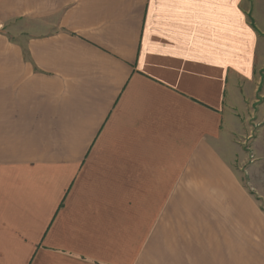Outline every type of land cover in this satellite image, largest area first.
Segmentation results:
<instances>
[{
  "label": "crops",
  "instance_id": "1",
  "mask_svg": "<svg viewBox=\"0 0 264 264\" xmlns=\"http://www.w3.org/2000/svg\"><path fill=\"white\" fill-rule=\"evenodd\" d=\"M263 63L264 0H0V264H212L219 214L255 254Z\"/></svg>",
  "mask_w": 264,
  "mask_h": 264
},
{
  "label": "rangeland",
  "instance_id": "2",
  "mask_svg": "<svg viewBox=\"0 0 264 264\" xmlns=\"http://www.w3.org/2000/svg\"><path fill=\"white\" fill-rule=\"evenodd\" d=\"M261 66H263V69L259 76L261 78L260 88L262 89L264 85V63ZM241 97H245L244 92H241ZM258 99L251 106L246 104L236 112L239 114H236V117L242 130L235 136V143L240 147L242 153L240 166L244 188L257 202L259 211L262 212V214H254L248 221L250 228H255L257 251H255V254L250 251L249 255L246 251H240L238 248L241 245L238 242L233 243L231 238L233 236V238L237 237L234 234H237L243 227L242 220L228 218L227 215L229 214H219V233H223L219 235L220 241L231 243H225L223 250L217 251L218 253H207V251L199 250L197 244H193L192 260H198L201 256L207 255V260L212 264H264V120L259 117L264 97L259 96ZM187 216L188 214H186L185 219L180 218L182 222L188 219ZM230 216L232 215L230 214ZM182 222L179 225L183 229ZM191 231L192 240L195 242L198 238V228L194 227L193 224Z\"/></svg>",
  "mask_w": 264,
  "mask_h": 264
}]
</instances>
